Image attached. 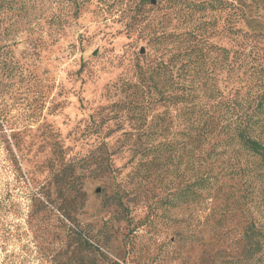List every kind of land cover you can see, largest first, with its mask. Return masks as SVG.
<instances>
[{
	"label": "rangeland",
	"instance_id": "1",
	"mask_svg": "<svg viewBox=\"0 0 264 264\" xmlns=\"http://www.w3.org/2000/svg\"><path fill=\"white\" fill-rule=\"evenodd\" d=\"M227 1L241 9L203 18L210 41L235 59L224 68L213 51L203 64L191 60L185 82L194 101L165 106L149 83H126L140 81L138 64L152 69L170 56L154 38L174 29L169 0H0V264H202L204 247L181 233L203 229L205 193L175 197L195 178L185 151L171 174L147 184L136 174L135 135L125 132L141 114L149 121L164 113L183 143L201 99L253 92L264 69V0ZM238 13L245 19L237 22ZM62 189L73 198L74 221L57 209ZM166 195L172 204L158 202ZM71 229L103 253L80 249Z\"/></svg>",
	"mask_w": 264,
	"mask_h": 264
},
{
	"label": "trees",
	"instance_id": "2",
	"mask_svg": "<svg viewBox=\"0 0 264 264\" xmlns=\"http://www.w3.org/2000/svg\"><path fill=\"white\" fill-rule=\"evenodd\" d=\"M169 3V21L176 19L174 29L162 30L154 38L170 56L167 59L161 56L163 60L152 69L138 64L140 81L126 85L139 90L147 82L156 103L188 105L195 99L190 92L194 87L185 82L191 60L203 64L206 59H212L213 51L224 68L235 59L230 56L229 48L210 41L208 22L203 17L212 12L230 15L241 8L227 0H169ZM238 3L244 6L243 1ZM236 16L237 22L240 16L245 19L243 13ZM231 29L235 33L241 31V28ZM250 91L253 92L247 96L230 98L217 90L218 94L208 95L210 100L205 103L201 99L199 110L193 107L190 111V126L182 133L186 139L183 143L164 113L148 121L146 113L140 115L135 110V104L129 108L132 118L137 119L139 113L142 119L134 132H125L127 139L135 135L132 157L137 161L136 174H142V181L148 184L153 174H171L170 165L184 159L180 152L183 150L187 170L195 178L175 197L198 200L205 193L209 206L203 229L181 233L185 239L191 238L195 245L204 247L202 264H264V208L261 207L264 203V69ZM160 136L162 140L156 141ZM77 179L74 175L70 183ZM62 191L64 204L60 203L57 209L62 219L74 221L70 210L73 198L66 194L69 190ZM50 199L48 204L55 203ZM116 201L124 207L120 196ZM158 202L170 205L173 200L166 195ZM71 233L80 240V249L103 253L82 230L71 229ZM79 263L89 262L81 259Z\"/></svg>",
	"mask_w": 264,
	"mask_h": 264
},
{
	"label": "water",
	"instance_id": "3",
	"mask_svg": "<svg viewBox=\"0 0 264 264\" xmlns=\"http://www.w3.org/2000/svg\"><path fill=\"white\" fill-rule=\"evenodd\" d=\"M152 2H154V0H152Z\"/></svg>",
	"mask_w": 264,
	"mask_h": 264
}]
</instances>
